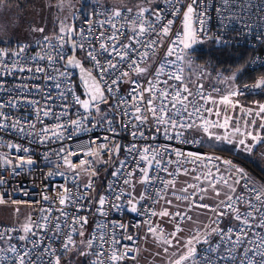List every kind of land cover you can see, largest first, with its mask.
Wrapping results in <instances>:
<instances>
[{
	"label": "snow or ice",
	"instance_id": "1",
	"mask_svg": "<svg viewBox=\"0 0 264 264\" xmlns=\"http://www.w3.org/2000/svg\"><path fill=\"white\" fill-rule=\"evenodd\" d=\"M3 3L0 0V7ZM230 5L232 0H219L216 8L225 33L242 19ZM64 6L65 0H58L53 7ZM97 6L102 10L85 14L79 28L74 13L69 14L71 23L69 17L59 19L56 32L35 41L40 51L31 57L25 55L28 43L18 41L13 50L0 47V75L44 74L46 81H56L53 87L62 102L60 111L54 112L48 106L54 100L50 93L44 106L29 100L35 122L10 118L0 110V128L39 144L73 141L77 134L101 126L106 133L75 148L62 143L43 153L52 165L42 174L44 179L60 177L63 183L52 186L53 195L45 184L40 200L28 203L35 211L23 221L19 206L27 202L10 201L17 221L0 228V264H61L69 252L90 257L88 264H136L140 240L155 245L153 256L163 264H264V178L253 177L231 160L185 147L203 145L206 138L252 153L264 143V103L253 101L246 107L239 99L244 89L264 94V74L241 88L236 81L250 64L215 77L195 64L192 53L206 39L227 43L219 34L208 36L207 0H138L132 6L120 0L112 7L97 0ZM78 52L83 56L78 58ZM8 57L15 59L9 63ZM87 62L90 68H85ZM72 69H79L82 92L76 90ZM206 81L211 82L208 90ZM123 85L127 91L121 95ZM4 87L0 82V89ZM8 104L15 106L16 100ZM4 107L0 103V109ZM47 117L56 123L45 124ZM120 132L132 140L118 143L115 137ZM158 138L164 143H156ZM0 148L24 153L0 151L3 172L10 177L32 174L37 159L29 147L0 140ZM109 166L112 179L99 193L95 183L99 167L107 172ZM8 183L0 172V189ZM16 191L30 195L23 186ZM10 195L0 191V205L8 204ZM93 205L102 219L89 233L88 216L80 213ZM125 210L142 219L109 220L110 213ZM141 228L143 236L129 232Z\"/></svg>",
	"mask_w": 264,
	"mask_h": 264
},
{
	"label": "built area",
	"instance_id": "2",
	"mask_svg": "<svg viewBox=\"0 0 264 264\" xmlns=\"http://www.w3.org/2000/svg\"><path fill=\"white\" fill-rule=\"evenodd\" d=\"M103 5L105 7H112L111 5H106V4ZM82 6H83V12L80 11ZM218 6H219V0H207V12L210 17V20L207 23V27L209 30L208 36L214 37L219 34L227 40V43L225 45H239V46H245L251 48L252 54L247 61V63L250 64L249 69L252 70L255 68H259L260 64L264 62V0H232V5H230L232 11L236 13H240L242 19H238L234 24L233 29L228 30L226 33L220 28V23H219L220 14L217 13L216 11V8ZM94 8L96 11L102 10L101 7L97 6V1L95 0H86V5H85V0H78L75 10L77 17L76 19L77 28H79L82 25L84 15L87 13H91L94 10ZM225 14L231 15V12H226ZM97 18L99 19L102 17H97ZM179 23L180 21L177 20L176 24L179 25ZM245 24L249 25L250 27H244ZM41 38L42 36L37 40H40ZM205 41H209L214 45H218L213 39H206ZM28 44H30L31 47L29 51L25 53V55L31 57L36 52L40 51V49L36 47L35 41ZM16 48L17 46L15 48H10L9 50H13ZM6 59L8 60L9 63H11V61L15 58L8 57ZM20 59H23V57H21ZM40 63L42 66L46 64V62L44 61ZM28 64L29 66L35 67L34 62H32L31 60L28 61ZM88 65L91 67V62H88ZM0 71H2V69H0ZM71 71H72L73 83L76 85L77 92H79V89H77V83L75 82V78H74L75 71L73 69ZM43 75L44 74H40V73H29L27 71H25L24 73H20L16 71L14 75H6V74L0 75V82H3L5 86L3 89H0V103H3L5 105V107L0 110L5 112L7 116L10 118H18L21 121L35 122V109L31 104L28 103V101L35 100L39 102L40 106H44V97L50 93L54 97V100L49 101L48 106L52 107L54 112H59L60 111L59 105L62 102L58 98V90L53 87L56 81L55 80L46 81L45 79H43ZM53 75L55 74L53 73ZM22 85H28V88L27 89L18 88V86H22ZM34 85H39L40 88L37 89L36 87H34ZM209 87L210 85H206V90H208ZM125 91H127V85L122 86L121 95H123ZM258 91L259 89L257 90L244 89V95L250 93H256ZM13 99L16 100V105L10 106L8 102ZM70 99L71 97H69V100ZM72 112H75V109H72ZM43 119H44V123L47 125L56 123V121L52 117H47ZM7 122L10 124L12 120L9 119ZM40 126H41L40 124H37V128H39ZM117 130L119 131V128ZM105 134L106 133L104 126H101L95 128L91 132L77 134L78 139L74 137L73 141H56L54 143L39 144L38 142L33 141L31 138L25 139L23 134H18L15 130H6L0 128V140H2L5 144H7V142L9 141H12L13 143H19L26 147H29L36 154L35 158L37 159V166L34 168L31 175L10 177L7 172H3V170L0 169V172L3 173L5 179L9 180V183L5 185L3 189H0V191H7L8 193L11 194L10 196L6 197V199L9 200V203L5 205H0V207L8 206V207H12L15 210V206H13L10 203L11 200L15 199V200H21L27 202L19 206V207L28 208L27 214L29 212L35 211L34 208L28 207V203H30L33 200L36 201L40 200V193L44 189V185L47 184L49 186L48 194L53 195L52 186L55 184L63 183V180L60 177L54 176L47 180L44 179L42 174L48 172L50 167H52V165H49L48 162L43 159V153L45 151H48L49 149L52 150L58 149L62 143L66 147L70 146L72 148H75L81 142L87 143L91 138L96 136L102 137ZM115 139L118 143L123 145V144H128L132 140V137L124 132H120V135L115 137ZM189 139H191V137H189ZM156 143H164V141L162 138H158ZM185 147L193 151L211 153L223 159L231 160L233 164L237 165L238 167L244 168L245 171L248 172L253 177L264 178L260 176L258 173H256L253 169H251L245 163V161L237 158L236 156H233L232 154H228L226 152H222L220 150L207 147L204 145H186ZM0 151L11 152L12 155H17V154L24 155V153L22 152L16 153L15 149L9 150L7 148H0ZM120 155L121 157L124 156L123 150L121 151ZM55 159H56L55 156H53L52 160L55 161ZM105 159H107V155H105ZM111 170L112 169L110 166L107 172L105 171L104 167H99V172H98L99 179L95 180V183L97 185V190L99 193L105 192L108 182L112 179ZM19 186H23L30 193V195L25 196L21 191L13 192V189L18 188ZM69 187H71V184H69ZM159 207H160L159 205L156 206L157 210H159ZM80 215L88 216L89 233L92 231L96 223L102 219L96 214L95 205L92 206L90 211H82ZM140 219L142 218L136 216L135 214L127 212L126 210L121 211L119 213L112 212L110 213L109 216V220H118L124 223H129V222L134 223ZM14 224L15 223H11L1 219L0 216V228L11 227ZM137 231L141 236L144 230L143 228L139 230L129 229L130 233ZM124 243H129V242L124 241Z\"/></svg>",
	"mask_w": 264,
	"mask_h": 264
},
{
	"label": "rangeland",
	"instance_id": "3",
	"mask_svg": "<svg viewBox=\"0 0 264 264\" xmlns=\"http://www.w3.org/2000/svg\"><path fill=\"white\" fill-rule=\"evenodd\" d=\"M57 2L58 0H34L31 5H8L4 2L3 6L0 7V41H3L0 43V47L6 49L15 48L18 41L20 43H32L43 35H50L56 32L58 30L59 19L69 17L70 21L71 17L69 14L76 8L78 0H65V6L62 10L53 7ZM123 2L128 6H132L137 3L138 0H123ZM102 3L116 6L120 3V0H102ZM40 27L45 29L44 33L33 32L34 28ZM80 56H83V53H80ZM195 64L200 65L196 61ZM205 83L211 82L206 81ZM220 87L223 88V86ZM239 99L241 104L246 107L252 105V102L247 100L244 95L240 96ZM237 115H239L238 112ZM203 145L208 147L228 148L249 159L252 164L255 166L257 165L258 168L264 169V143L259 144L252 153L239 150L227 142L209 141L206 138ZM14 212L15 210L12 207H0L1 219L5 221L16 223L17 217ZM27 212L28 208L20 207V221H23L22 219L27 215ZM87 230L89 232V228ZM75 239L79 242L80 237H75ZM139 245L141 248L140 242ZM153 249L157 248L154 246ZM80 261L81 256L79 252H69L61 263L79 264Z\"/></svg>",
	"mask_w": 264,
	"mask_h": 264
},
{
	"label": "trees",
	"instance_id": "4",
	"mask_svg": "<svg viewBox=\"0 0 264 264\" xmlns=\"http://www.w3.org/2000/svg\"><path fill=\"white\" fill-rule=\"evenodd\" d=\"M33 1L34 0H4V2L8 5H16V4L31 5ZM75 10L76 8L73 10V12ZM196 48L197 50L192 53L193 57L195 58V61L200 65L204 66L206 70L210 72L211 76L213 77L217 76L218 73H222L224 76L230 75L237 68L245 66L249 57L252 54V49L245 46L214 45L209 41H204L203 43L197 45ZM77 54L79 57H82L80 56L79 52ZM85 66L86 68H90L88 62L85 63ZM261 74H264V68L262 67L255 68L254 70L248 69L244 71L243 75H240L238 77L236 83L241 87H243V85L245 84H252L255 82V79ZM74 78H75V82L77 83V89H79V92H81L83 88L79 84L76 75ZM206 85H210V83H207ZM244 96L247 100H250V102L259 101L261 103H264V94H262L261 90H259L256 93L245 94ZM211 148L236 156L237 158L245 161V163L256 173L264 177V171H261L262 168L260 167L258 168L257 165L255 166L254 164H252V162L249 159L243 157L242 155H239L238 153L233 152L232 150L225 147H211ZM66 255L67 253L63 256L61 262H63V259L65 258ZM90 259H91L90 257L88 259L81 257V261L79 264H88V260Z\"/></svg>",
	"mask_w": 264,
	"mask_h": 264
},
{
	"label": "crops",
	"instance_id": "5",
	"mask_svg": "<svg viewBox=\"0 0 264 264\" xmlns=\"http://www.w3.org/2000/svg\"><path fill=\"white\" fill-rule=\"evenodd\" d=\"M143 235L144 231L142 232L141 236ZM140 243L142 250L138 255L136 264H163V261L160 257L153 256V253L156 252L157 249H153L155 245H153L151 241L145 243L143 240H140ZM144 249H147V251H145ZM128 264H133V262L129 261Z\"/></svg>",
	"mask_w": 264,
	"mask_h": 264
},
{
	"label": "water",
	"instance_id": "6",
	"mask_svg": "<svg viewBox=\"0 0 264 264\" xmlns=\"http://www.w3.org/2000/svg\"><path fill=\"white\" fill-rule=\"evenodd\" d=\"M74 14H75V11L73 12ZM72 22V20H71V18H70V21H69V23H71ZM70 54V53H69ZM77 56H78V54H77ZM78 58H79V56H78ZM85 66V65H84ZM85 68H86V66H85ZM74 71H75V75H76V78H77V80H78V82H79V84H80V72H79V69H73ZM81 85V84H80ZM81 87H82V85H81Z\"/></svg>",
	"mask_w": 264,
	"mask_h": 264
},
{
	"label": "bare ground",
	"instance_id": "7",
	"mask_svg": "<svg viewBox=\"0 0 264 264\" xmlns=\"http://www.w3.org/2000/svg\"><path fill=\"white\" fill-rule=\"evenodd\" d=\"M75 15H76V13H75ZM75 23H76V21H75ZM89 67H90V66H89ZM22 220H24V218H23ZM11 223H14V222H11ZM65 254H66V253H65ZM65 254H64V255H65ZM62 258H63V257H62Z\"/></svg>",
	"mask_w": 264,
	"mask_h": 264
}]
</instances>
